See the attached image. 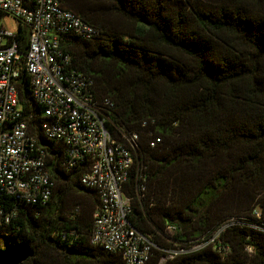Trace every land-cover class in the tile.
Returning <instances> with one entry per match:
<instances>
[{
  "label": "trees",
  "instance_id": "trees-1",
  "mask_svg": "<svg viewBox=\"0 0 264 264\" xmlns=\"http://www.w3.org/2000/svg\"><path fill=\"white\" fill-rule=\"evenodd\" d=\"M55 1L96 28L60 44L92 78L105 128L131 151L122 191L129 224L154 244L148 264H264V232L246 224L264 211V0ZM18 23L24 48L28 28ZM17 80L21 110L37 125L28 77ZM35 133L50 152L52 192L33 204L3 196L0 264H124L90 243L98 197L79 184L82 169L64 170L60 145Z\"/></svg>",
  "mask_w": 264,
  "mask_h": 264
},
{
  "label": "built area",
  "instance_id": "built-area-1",
  "mask_svg": "<svg viewBox=\"0 0 264 264\" xmlns=\"http://www.w3.org/2000/svg\"><path fill=\"white\" fill-rule=\"evenodd\" d=\"M0 12L28 28L24 48L14 33L0 29V220L7 221L3 196L33 204L44 203L52 192L47 169L50 152L39 142L38 128L43 139L60 145L62 168L82 169L79 184L97 194L90 243L120 254L124 264H148L154 244L129 224L130 201L122 191L132 171L131 151L105 128V109L93 96L92 78L72 68L60 44L66 35L91 39L96 28L55 0H0ZM22 72L39 107L37 125L35 116L22 112L18 100L16 84ZM103 104L111 106L107 99ZM122 136L129 144L136 138ZM133 173L140 196L145 177L139 166ZM252 216L246 224L264 232V211L255 208ZM230 224L232 221L223 223L204 243H213ZM178 252L184 250L172 251Z\"/></svg>",
  "mask_w": 264,
  "mask_h": 264
},
{
  "label": "rangeland",
  "instance_id": "rangeland-1",
  "mask_svg": "<svg viewBox=\"0 0 264 264\" xmlns=\"http://www.w3.org/2000/svg\"><path fill=\"white\" fill-rule=\"evenodd\" d=\"M18 21L11 15L2 13L0 15V29H3L8 34L15 33ZM23 26V24H21Z\"/></svg>",
  "mask_w": 264,
  "mask_h": 264
}]
</instances>
